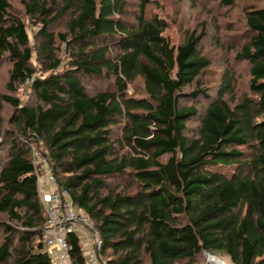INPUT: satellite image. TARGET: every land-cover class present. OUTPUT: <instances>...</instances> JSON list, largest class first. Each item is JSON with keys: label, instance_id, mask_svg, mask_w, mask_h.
Returning <instances> with one entry per match:
<instances>
[{"label": "trees", "instance_id": "16d2710c", "mask_svg": "<svg viewBox=\"0 0 264 264\" xmlns=\"http://www.w3.org/2000/svg\"><path fill=\"white\" fill-rule=\"evenodd\" d=\"M12 1L0 0V65H10L0 91V264H54L34 147L97 225L106 264H207L205 252L264 264V0L222 47L249 64L250 92L239 96L231 67L209 91L206 21L174 55L158 36L165 25L147 17L152 0L133 23L129 0H21L23 16ZM28 21L38 25L34 45ZM68 242L72 263L88 264L80 236Z\"/></svg>", "mask_w": 264, "mask_h": 264}, {"label": "rangeland", "instance_id": "374dc122", "mask_svg": "<svg viewBox=\"0 0 264 264\" xmlns=\"http://www.w3.org/2000/svg\"><path fill=\"white\" fill-rule=\"evenodd\" d=\"M12 2L15 10L23 16L24 13L21 0H13ZM140 4L141 0H129V5L127 6V15L124 17L128 22H136V17L140 12ZM253 5H255L253 0H236L235 4L231 7L222 6L218 0H152V3L147 6L146 14L148 18L155 17L157 21L165 25V28L158 32V36L161 42L164 44V51L170 50L174 55L176 54L177 46L184 40L187 32L194 29L200 30L201 25L204 21H206L208 27L207 36L201 43V49L212 61V65L207 71V76L205 78L207 85L210 87L209 91L212 93V95H215L220 84L221 76L228 67H231L236 73V88L239 96L244 92H250L249 80L251 76L249 64L246 61L236 62L234 59L235 52L229 53L222 47L224 44H226V46H229L227 44L235 45V38L240 39V36L235 37V35H237V33H243L246 31L247 27L244 23V13L248 7ZM27 23L31 41L34 45V31L38 28V25H31L29 21ZM64 25L65 23H60L59 25L56 24L55 28L57 30H61ZM231 27L233 28V32L230 30ZM229 33L231 34L229 35ZM230 39L232 41H230ZM238 39L237 45L239 43ZM34 63L35 65H38L36 61V54L34 56ZM9 68L10 65L8 62L0 65L1 92H7L6 84ZM176 70L177 67L174 66V68L170 69V72L175 73ZM85 82L88 84L89 88L93 90V80L88 79ZM142 87V81H136L135 84L130 85V94L136 92L137 90L141 91ZM190 90L191 88L186 89V91ZM29 93L30 89L27 85L23 90L19 91L20 97L23 101H27L30 95ZM185 102L189 105L197 103V105L201 108H203L206 104L205 100L201 98L192 99L191 97L187 98ZM12 110L13 109L9 105L5 106V118H8V116L11 115L13 112ZM198 124V120L195 119L192 120L189 125L190 128L195 129ZM8 126L9 125L6 127ZM34 148L39 151L36 147ZM44 174L45 176L44 179H42V185H40V187L42 190L46 191L52 186L50 179L53 174V170L49 161L46 165ZM87 235L88 236L84 245L90 248L94 242V239L91 237V235ZM86 251L87 250H84V252ZM204 255L207 264H212L206 252ZM211 255L220 257L230 264H234L230 258L220 252H215Z\"/></svg>", "mask_w": 264, "mask_h": 264}, {"label": "built area", "instance_id": "2783aa9c", "mask_svg": "<svg viewBox=\"0 0 264 264\" xmlns=\"http://www.w3.org/2000/svg\"><path fill=\"white\" fill-rule=\"evenodd\" d=\"M34 163L38 177V187L41 200L44 204L47 221L43 233L45 250L52 255L54 264H73L69 255L68 236L71 233L87 232L94 239L89 248L83 245L85 258L88 264H105L100 252L103 247L102 234L91 216L82 209L75 207L71 201L69 191L58 186L52 174L51 188L42 190L40 185L44 179V171L48 164L47 157L33 148Z\"/></svg>", "mask_w": 264, "mask_h": 264}, {"label": "bare ground", "instance_id": "6f19581e", "mask_svg": "<svg viewBox=\"0 0 264 264\" xmlns=\"http://www.w3.org/2000/svg\"><path fill=\"white\" fill-rule=\"evenodd\" d=\"M209 260L212 264H230L227 261L221 259L220 257L209 255Z\"/></svg>", "mask_w": 264, "mask_h": 264}, {"label": "crops", "instance_id": "0c3cea01", "mask_svg": "<svg viewBox=\"0 0 264 264\" xmlns=\"http://www.w3.org/2000/svg\"><path fill=\"white\" fill-rule=\"evenodd\" d=\"M78 235L80 236L81 243L84 245L85 242H86L87 236H88L87 233H85V232H80Z\"/></svg>", "mask_w": 264, "mask_h": 264}, {"label": "water", "instance_id": "95a60500", "mask_svg": "<svg viewBox=\"0 0 264 264\" xmlns=\"http://www.w3.org/2000/svg\"><path fill=\"white\" fill-rule=\"evenodd\" d=\"M211 255L210 253H207V256Z\"/></svg>", "mask_w": 264, "mask_h": 264}]
</instances>
